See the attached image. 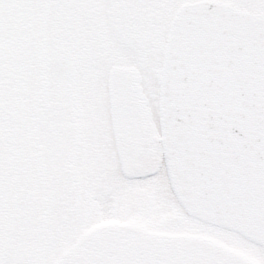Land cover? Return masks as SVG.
<instances>
[{"label":"snow or ice","instance_id":"6c2138e0","mask_svg":"<svg viewBox=\"0 0 264 264\" xmlns=\"http://www.w3.org/2000/svg\"><path fill=\"white\" fill-rule=\"evenodd\" d=\"M0 264H264V0H0Z\"/></svg>","mask_w":264,"mask_h":264}]
</instances>
